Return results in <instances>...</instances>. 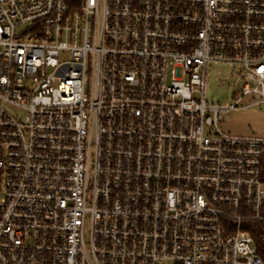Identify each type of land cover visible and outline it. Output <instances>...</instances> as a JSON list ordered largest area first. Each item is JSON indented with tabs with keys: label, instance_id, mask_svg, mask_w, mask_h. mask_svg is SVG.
Here are the masks:
<instances>
[{
	"label": "built area",
	"instance_id": "obj_1",
	"mask_svg": "<svg viewBox=\"0 0 264 264\" xmlns=\"http://www.w3.org/2000/svg\"><path fill=\"white\" fill-rule=\"evenodd\" d=\"M247 95L264 0H0V264H264V137L220 128Z\"/></svg>",
	"mask_w": 264,
	"mask_h": 264
},
{
	"label": "rangeland",
	"instance_id": "obj_2",
	"mask_svg": "<svg viewBox=\"0 0 264 264\" xmlns=\"http://www.w3.org/2000/svg\"><path fill=\"white\" fill-rule=\"evenodd\" d=\"M235 69L229 65L213 63L208 68L207 98L218 104H231L242 91L241 85H234ZM259 99L247 95L238 107L223 115L220 128L236 135L264 137V103L251 102Z\"/></svg>",
	"mask_w": 264,
	"mask_h": 264
},
{
	"label": "trees",
	"instance_id": "obj_3",
	"mask_svg": "<svg viewBox=\"0 0 264 264\" xmlns=\"http://www.w3.org/2000/svg\"><path fill=\"white\" fill-rule=\"evenodd\" d=\"M256 245L260 255L264 259V230L263 228H258L257 233L255 234Z\"/></svg>",
	"mask_w": 264,
	"mask_h": 264
}]
</instances>
